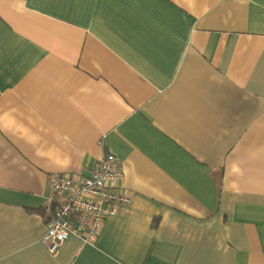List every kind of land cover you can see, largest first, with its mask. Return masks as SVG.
Instances as JSON below:
<instances>
[{"label": "crops", "instance_id": "1", "mask_svg": "<svg viewBox=\"0 0 264 264\" xmlns=\"http://www.w3.org/2000/svg\"><path fill=\"white\" fill-rule=\"evenodd\" d=\"M109 153L131 204L50 252ZM0 264H264V0H0Z\"/></svg>", "mask_w": 264, "mask_h": 264}, {"label": "built area", "instance_id": "2", "mask_svg": "<svg viewBox=\"0 0 264 264\" xmlns=\"http://www.w3.org/2000/svg\"><path fill=\"white\" fill-rule=\"evenodd\" d=\"M124 172L120 160L107 154L90 174H53L49 185L48 205L52 215L42 241L55 253L70 235L94 242L102 231L106 217L128 207L131 192L123 187Z\"/></svg>", "mask_w": 264, "mask_h": 264}, {"label": "trees", "instance_id": "3", "mask_svg": "<svg viewBox=\"0 0 264 264\" xmlns=\"http://www.w3.org/2000/svg\"><path fill=\"white\" fill-rule=\"evenodd\" d=\"M38 210H41V209H38Z\"/></svg>", "mask_w": 264, "mask_h": 264}]
</instances>
